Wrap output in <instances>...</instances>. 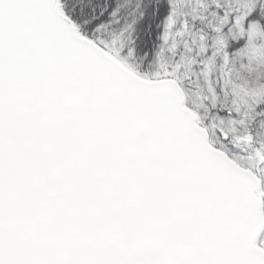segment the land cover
<instances>
[{"label": "snow or ice", "instance_id": "obj_1", "mask_svg": "<svg viewBox=\"0 0 264 264\" xmlns=\"http://www.w3.org/2000/svg\"><path fill=\"white\" fill-rule=\"evenodd\" d=\"M0 264H264V0H0Z\"/></svg>", "mask_w": 264, "mask_h": 264}]
</instances>
